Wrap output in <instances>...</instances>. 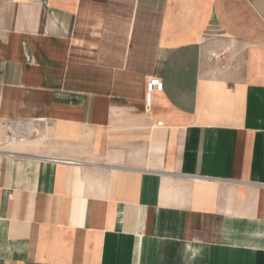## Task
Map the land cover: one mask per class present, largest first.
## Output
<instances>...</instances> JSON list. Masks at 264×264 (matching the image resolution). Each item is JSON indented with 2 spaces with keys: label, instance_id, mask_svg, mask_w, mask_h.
<instances>
[{
  "label": "crops",
  "instance_id": "1",
  "mask_svg": "<svg viewBox=\"0 0 264 264\" xmlns=\"http://www.w3.org/2000/svg\"><path fill=\"white\" fill-rule=\"evenodd\" d=\"M0 264H264L251 0H0Z\"/></svg>",
  "mask_w": 264,
  "mask_h": 264
},
{
  "label": "built area",
  "instance_id": "2",
  "mask_svg": "<svg viewBox=\"0 0 264 264\" xmlns=\"http://www.w3.org/2000/svg\"><path fill=\"white\" fill-rule=\"evenodd\" d=\"M214 56L216 54L213 53ZM164 83L158 76H150L146 83V95H145V103L147 108H150L152 104V98L154 91H161L163 90ZM163 121H159L157 124L162 125Z\"/></svg>",
  "mask_w": 264,
  "mask_h": 264
},
{
  "label": "rangeland",
  "instance_id": "3",
  "mask_svg": "<svg viewBox=\"0 0 264 264\" xmlns=\"http://www.w3.org/2000/svg\"><path fill=\"white\" fill-rule=\"evenodd\" d=\"M251 1L255 4V6L261 12V15L264 18V0H251Z\"/></svg>",
  "mask_w": 264,
  "mask_h": 264
}]
</instances>
